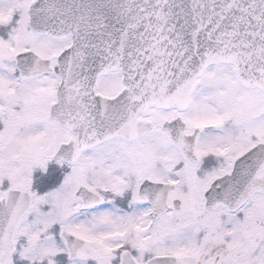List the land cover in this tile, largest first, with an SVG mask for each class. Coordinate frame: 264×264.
<instances>
[{"label": "snow or ice", "instance_id": "1", "mask_svg": "<svg viewBox=\"0 0 264 264\" xmlns=\"http://www.w3.org/2000/svg\"><path fill=\"white\" fill-rule=\"evenodd\" d=\"M0 264H264V0H0Z\"/></svg>", "mask_w": 264, "mask_h": 264}]
</instances>
